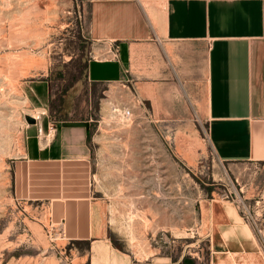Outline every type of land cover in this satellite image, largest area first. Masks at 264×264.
<instances>
[{
	"label": "crops",
	"instance_id": "crops-1",
	"mask_svg": "<svg viewBox=\"0 0 264 264\" xmlns=\"http://www.w3.org/2000/svg\"><path fill=\"white\" fill-rule=\"evenodd\" d=\"M81 2L89 6L83 32L92 52L106 54L88 60L89 84L130 91L156 123L186 122L199 132L205 122L219 161L264 167V0ZM47 108L46 98L13 160L15 196L46 207L67 243L89 244L84 252L76 247L80 263L183 264L135 260L114 246L106 201L95 194L94 119H56ZM239 169L237 183L250 193L256 171ZM260 192L264 198V187ZM245 196L202 203L212 264H264L263 239L239 211Z\"/></svg>",
	"mask_w": 264,
	"mask_h": 264
},
{
	"label": "rangeland",
	"instance_id": "rangeland-1",
	"mask_svg": "<svg viewBox=\"0 0 264 264\" xmlns=\"http://www.w3.org/2000/svg\"><path fill=\"white\" fill-rule=\"evenodd\" d=\"M88 11L81 0H0V264H89L77 252L89 244L67 243L46 207L15 196L11 174L27 118L40 115L46 98L51 114L50 97L67 84L65 77L73 81L84 61L106 57L92 52L83 32ZM80 76L65 97L66 114L96 124L95 194L106 201L115 247L135 260L212 264L210 239L200 229L202 203L246 194L252 226L264 232V198L257 195L264 167L228 166L217 158L205 122L199 132L186 122L156 123L130 91ZM115 107L129 108L131 119ZM238 167V173L256 171L250 193L237 183Z\"/></svg>",
	"mask_w": 264,
	"mask_h": 264
},
{
	"label": "trees",
	"instance_id": "trees-1",
	"mask_svg": "<svg viewBox=\"0 0 264 264\" xmlns=\"http://www.w3.org/2000/svg\"><path fill=\"white\" fill-rule=\"evenodd\" d=\"M81 65L82 66L79 69L78 75L74 77L73 81L71 80L67 81V78L65 77L67 84L64 85L63 89L60 90V92L56 95V97L54 96L50 97L49 107H50L51 115L55 116L56 119H61V118L66 119L68 117L67 114L64 112L65 97L68 94L69 90L74 86V83L80 79L79 78L81 77L80 75L86 74V70L88 67V61H84L83 64ZM183 264H186L185 259L183 260Z\"/></svg>",
	"mask_w": 264,
	"mask_h": 264
},
{
	"label": "built area",
	"instance_id": "built-area-1",
	"mask_svg": "<svg viewBox=\"0 0 264 264\" xmlns=\"http://www.w3.org/2000/svg\"><path fill=\"white\" fill-rule=\"evenodd\" d=\"M114 109L119 114H121L123 118H125L127 120L131 119L132 112H131V110L129 108L121 109L119 107H115ZM237 202H238V207L242 210V212L244 213V215L246 216V218L249 221H251L252 223L255 224V220L252 217V215L250 214L249 206L245 202H243L241 198H238L237 199ZM255 227H256V230H257L258 234L262 237L263 244H264V232H263V229L262 228H259L257 226H255Z\"/></svg>",
	"mask_w": 264,
	"mask_h": 264
},
{
	"label": "water",
	"instance_id": "water-1",
	"mask_svg": "<svg viewBox=\"0 0 264 264\" xmlns=\"http://www.w3.org/2000/svg\"><path fill=\"white\" fill-rule=\"evenodd\" d=\"M27 121L29 123H35L36 122V118L34 116H30V117L27 118Z\"/></svg>",
	"mask_w": 264,
	"mask_h": 264
},
{
	"label": "bare ground",
	"instance_id": "bare-ground-1",
	"mask_svg": "<svg viewBox=\"0 0 264 264\" xmlns=\"http://www.w3.org/2000/svg\"><path fill=\"white\" fill-rule=\"evenodd\" d=\"M37 116V115H36Z\"/></svg>",
	"mask_w": 264,
	"mask_h": 264
}]
</instances>
